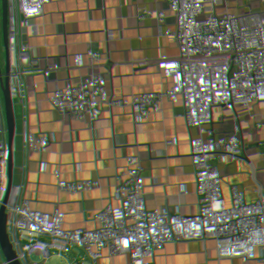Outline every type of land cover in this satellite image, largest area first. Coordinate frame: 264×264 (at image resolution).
<instances>
[{"label": "built area", "instance_id": "2783aa9c", "mask_svg": "<svg viewBox=\"0 0 264 264\" xmlns=\"http://www.w3.org/2000/svg\"><path fill=\"white\" fill-rule=\"evenodd\" d=\"M72 1L69 23L50 27V19L62 11L54 5L39 25L52 44L59 94L35 90L37 70L21 62L13 88L22 101L0 108V144L13 117L37 115L48 121L77 102L93 103L97 121L120 120L135 144V156L125 163L136 170L138 183L117 190L130 212L125 219L78 225L67 219L63 203L50 201L36 213L16 215L9 224L12 236L53 251L62 234L89 235L100 251L120 240L124 227L141 228L147 255L155 264H173L166 256L173 234L192 239L217 230L225 264H264V0ZM130 8L140 11L139 21H123ZM177 10H184L185 22L158 24L160 14ZM179 40L204 51L191 62L205 95L215 100L210 106L201 95L195 104L201 122L218 131L199 142L177 143L181 126L168 129L149 106L161 88L148 80L147 63L159 53L153 44L169 51ZM95 56L103 66L99 78L77 88L72 76ZM105 141L124 146L119 139ZM46 182L51 191L60 186L52 177ZM34 193L42 194L39 184ZM16 197L11 192L3 203L8 206Z\"/></svg>", "mask_w": 264, "mask_h": 264}, {"label": "crops", "instance_id": "0c3cea01", "mask_svg": "<svg viewBox=\"0 0 264 264\" xmlns=\"http://www.w3.org/2000/svg\"><path fill=\"white\" fill-rule=\"evenodd\" d=\"M17 0H0V14ZM60 5L62 11L50 19V27L67 24L74 16L72 0H22L0 22V108L21 103L22 94L13 88V77L21 62L33 64L37 70L35 90H50L58 95L59 78L53 60L52 44L39 32V25L49 8ZM141 19L137 8L126 9L124 22ZM186 21L184 10L159 15L158 24L170 27ZM159 53L147 63L148 80L161 88L149 103L154 117L168 129L181 126L175 134L177 143L199 142L217 130L201 122L195 104L201 95L210 106L213 95H205L198 83V68L191 62L204 51L179 40L171 50L154 43ZM101 57L84 62L81 71L72 76L77 88L95 82L102 70ZM169 133V131H167ZM122 140L118 149L105 140ZM168 139V138H167ZM135 156V144L120 120L97 121L93 103L77 102L63 112L44 121L40 116L13 117L10 129L0 144V263L6 264H155L147 255L141 228L124 227L121 239L100 251L94 249L89 235L62 234L61 244L53 251L21 244L11 234L9 224L24 210L36 213L50 201L66 207L68 220L90 226L105 220L125 219L129 210L117 197L118 188L138 183L136 170L125 163ZM52 177L60 181L56 191L46 182ZM39 184L42 194L34 193ZM15 192L17 197L5 206L3 199ZM171 252L166 256L173 264L198 258L199 264H225L219 255L221 234L196 233L188 238L182 233L171 237Z\"/></svg>", "mask_w": 264, "mask_h": 264}, {"label": "water", "instance_id": "95a60500", "mask_svg": "<svg viewBox=\"0 0 264 264\" xmlns=\"http://www.w3.org/2000/svg\"><path fill=\"white\" fill-rule=\"evenodd\" d=\"M22 0H17L16 2H14L10 7H8L6 10H4L1 14H0V22L3 20V18L10 12L12 11Z\"/></svg>", "mask_w": 264, "mask_h": 264}]
</instances>
